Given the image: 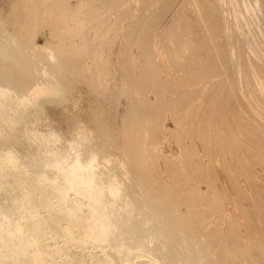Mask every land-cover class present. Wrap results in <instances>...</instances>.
<instances>
[{"label": "bare ground", "instance_id": "bare-ground-1", "mask_svg": "<svg viewBox=\"0 0 264 264\" xmlns=\"http://www.w3.org/2000/svg\"><path fill=\"white\" fill-rule=\"evenodd\" d=\"M125 1L110 0L111 7H121ZM164 1L160 5L166 8ZM158 2L140 0L142 7ZM106 3L12 0L8 11L0 9V264H264V201L263 205L254 202L251 194L256 189L263 199L264 186H254L251 180L250 192L236 170L240 166L253 173L244 154L254 144L246 146L244 130L238 129L236 111L241 108L231 102L230 81L225 85L222 77L219 83L217 78L210 81L221 76L224 66L220 64L226 63L214 55L220 50L214 46L213 54L204 31L197 30L194 41L192 23L191 29H181L193 20L183 3L170 25L160 31V38L148 24L160 7V11L149 9L152 14L132 15L127 8L110 16L102 12ZM129 17L133 22L125 27ZM204 23L207 27L205 19ZM46 27L51 40L47 38L42 46L37 37ZM227 33L232 37V31ZM248 63L243 67L249 74ZM168 66L183 73L174 76ZM119 68L124 72L122 81L116 72ZM228 72L226 77H231ZM147 79L156 98L147 95ZM237 84H231L235 93ZM82 97L88 100L84 98L89 122L77 117L81 114L74 115L71 137L47 124L48 117L43 121L39 116L46 102L68 101L75 106ZM250 108L257 118L264 117V111ZM244 112L242 116L248 118ZM169 114L176 124L187 126L165 128L162 122ZM164 130L181 148L178 154L156 149L162 141L158 134ZM196 138L201 139L203 152ZM257 149L253 159L264 168V147ZM219 167L234 190V206L224 228L209 219L220 206L221 188L210 185L220 177ZM201 182L209 184L210 191ZM222 184L227 195L230 190ZM256 216H260L257 221Z\"/></svg>", "mask_w": 264, "mask_h": 264}, {"label": "rangeland", "instance_id": "rangeland-1", "mask_svg": "<svg viewBox=\"0 0 264 264\" xmlns=\"http://www.w3.org/2000/svg\"><path fill=\"white\" fill-rule=\"evenodd\" d=\"M73 1H75V0H73ZM161 1H164V0H161ZM166 1V0H165ZM164 1V2H165ZM171 1V2H170ZM175 1V0H174ZM174 1L173 0H167L166 2L169 4V6H170V9H169V7H168V4H167V7L166 8H164L162 5H160V0H159V2L158 3H155V5H150V6H145V7H142L141 6V3H140V0H126L125 2H124V5L123 6H121V7H118V8H112L111 7V2H110V0H108V3H106L105 4V7L102 9V12L104 13V14H109L110 16H114V15H117L118 14V12H122V11H124V10H126L127 8H128V11H130L131 12V14L132 15H143L142 14V12L143 13H147L148 12V14H152L151 12L152 11H160V8L162 9L160 12H153V15H155V19L153 20V21H148V24H150V27L151 28H155L156 30L154 31L155 32V35H156V37L157 38H160L159 36H160V31L162 30V28L163 27H167V25H170L169 23H170V21H171V19H172V15L175 13V11L176 10H179V9H181V5H182V3H183V6H185L186 8L185 9H187V10H189V11H187L188 13H192V17H193V20L192 19H190V24H189V26H182L181 27V29L182 28H185V30H188V29H191V27L190 26H192V24H193V29H191L192 31H194V29L196 30V33H191L190 35H193L192 37L193 38H196V40H194V41H197V39H198V36H199V32L197 33V30L198 31H201L202 32V34H203V31H204V33L206 34V35H204L205 37H204V39H206V41H207V38H208V41H209V43L208 42H206L208 45H209V47L210 46H212V52H213V54H214V50L215 49H217L216 51H218V50H220L221 51V48H222V51L220 52V51H218V55H216L217 54V52H216V54H214L215 55V57L217 56V58H218V56H220L219 58H218V60L219 59H221V61H223L224 62V60H225V62L226 63H222V62H220V63H222V64H220V66H221V68H222V65L224 66L222 69H223V72H221V76H215V77H211V82L212 83H214V81H215V79L217 78V79H219V80H217L216 79V81H217V83H219L220 81H221V77L222 78H224L223 79V81H224V85L225 84H227L229 81L230 82H232L231 84H232V86H234V84H237L238 82V84H237V87L238 88H236V93L238 94V95H236V93H235V91L233 90V88H232V86H231V84H230V82L228 83L230 86H228V88L229 89H231V90H229L228 89V91L230 92L231 91V96H233V97H231V102L233 103V104H235V102H237L236 104H238V105H236V107L237 106H239V107H237V108H239L240 109V111H239V113H238V111H236L237 112V118H238V120H237V118H236V121H237V123L239 124H237L238 125V129H240L241 131L242 130H244V131H242L241 132V134L246 138V140H245V142L244 143H246L245 145L246 146H250V145H248V144H251V145H253V149H251L250 150V152L248 151H246L247 152V154L245 153H243L244 154V158H245V160H246V162L250 165V168H251V171L253 172L251 175L250 174H248L247 172H245V169L243 170V169H240L239 167L240 166H238L237 167V173H238V177H239V179H240V181H241V184H243L244 186L246 185V187L250 190L251 189V186H250V181L251 180H253V183L255 184H253L254 186H259V187H263L264 186V176H262V175H264V168H263V165H262V163L261 164H259V163H257V161L255 162V159H253L254 158V155L255 154H257L258 153V146L259 145H261V146H263L264 147V117H260V119L259 118H257V116L255 115V114H252L251 113V108L250 107H252V109H254V110H262V111H264V73L263 74H261L262 75V77H261V75L259 74V70H260V67H262V66H260V65H262L263 64V68H261V70H263L264 69V20L262 19V18H264V14H259V13H264V0H218V1H216V0H196V3H198V5L195 3V5H194V3L193 2H195V0H193V1H191V0H176L177 2H175L174 3ZM188 1H189V3H188ZM192 3H191V2ZM210 2V4H209V2ZM211 1H213L212 3H211ZM220 1V3L218 4V2ZM228 1V2H227ZM248 1V2H247ZM257 1V2H256ZM129 2V3H128ZM185 2H186V4H185ZM207 2V3H206ZM240 4H239V3ZM251 2H252V4H251ZM253 2H254V4H253ZM258 2H260V3H258ZM11 3H12V0H0V9H3L4 11H8L9 9H10V5H11ZM179 3H181V5L179 4ZM202 3V4H201ZM215 3H217L216 5H215ZM223 3V4H222ZM247 3V4H246ZM140 4V5H139ZM174 4V5H173ZM177 4V5H176ZM188 4H190V7H189V5ZM193 4V5H192ZM201 4V5H200ZM212 4H213V7H212ZM230 4V5H229ZM249 4V7L247 6ZM257 4V5H256ZM259 4V5H258ZM261 4V5H260ZM158 5V7H156ZM179 5H180V7H179ZM202 5H203V7H202ZM205 5V6H204ZM206 5H207V7H206ZM221 5V6H220ZM229 5V6H228ZM253 5V6H252ZM155 6V7H154ZM162 6V7H161ZM182 6V7H183ZM189 8H188V7ZM193 6V7H192ZM194 6H198V7H200L201 6V8L200 9H198V7H197V10H195L194 11V8L196 9V7H194ZM241 6V7H240ZM257 6H258V9H257ZM260 6V7H259ZM141 7V8H140ZM160 7V8H159ZM171 7H172V9H171ZM179 7V8H178ZM215 7H217V9L215 8ZM219 7V8H218ZM222 7V8H221ZM227 7V8H226ZM229 7V8H228ZM130 8V9H129ZM146 9L145 11H143L144 9ZM163 8L165 9V10H163ZM202 8H204L203 10H202ZM211 8H212V10H213V12H212V10H211ZM260 8H262L261 10H259ZM106 9V10H105ZM148 9V10H147ZM149 9H151L150 11H149ZM154 9V10H153ZM182 9H184V7L182 8ZM191 9V10H190ZM253 9V10H252ZM109 10V11H108ZM169 10V11H168ZM198 10H200L199 12H197ZM215 10V11H214ZM255 10V11H254ZM258 10V11H257ZM142 11V12H141ZM206 11V12H205ZM224 11V12H223ZM262 11V12H261ZM162 12V13H161ZM168 12V13H167ZM196 12V13H195ZM204 12V13H203ZM218 12L220 13V14H218ZM256 12L259 14H256ZM141 13V14H140ZM163 13H164V17L162 16L163 15ZM166 13V14H165ZM190 13V14H191ZM199 13V14H198ZM203 13V14H202ZM211 13H213V14H211ZM252 13V14H251ZM160 14V15H159ZM200 14H202V16H203V18L205 19V22L206 23H208V24H206V26L207 27H205V26H203V24L202 23H204V19L203 20H201L202 18H200V17H202V16H198V15H200ZM210 14V15H209ZM216 14V15H215ZM224 14V15H223ZM247 14V15H246ZM250 14V15H249ZM205 15V16H204ZM213 15V16H212ZM217 15H218V17H217ZM249 15V16H248ZM53 16V14L51 15V17ZM158 16V17H157ZM197 16V17H196ZM209 18H208V17ZM222 16V17H221ZM254 16V17H253ZM157 17V18H156ZM161 17H163V18H161ZM199 17V18H198ZM207 17V18H206ZM217 19H216V18ZM254 19H253V18ZM260 19H259V18ZM262 17V18H261ZM220 18V19H219ZM224 20H223V19ZM231 18V19H230ZM246 18V19H245ZM252 18V19H251ZM256 18V19H255ZM92 19H94V17L92 18ZM157 19V20H156ZM208 19V20H207ZM213 19H214V22H213ZM226 19V20H225ZM161 20V21H160ZM255 20V21H254ZM260 20V21H259ZM158 21V22H157ZM191 21H193V22H191ZM199 21V22H198ZM209 21H211V22H209ZM226 21L228 22V24L229 23H231V24H227L226 23ZM252 21V22H251ZM257 21V22H256ZM129 22H133V18L132 17H129L125 22H124V26L125 27H127L128 25H129ZM154 22V23H153ZM221 22H222V24H221ZM263 22V23H262ZM159 23V24H158ZM192 23V24H191ZM210 23V24H209ZM236 23V24H235ZM154 24H156L157 26L155 27V25ZM205 24V23H204ZM259 24H260V26H259ZM211 25H213V26H210ZM215 25V26H214ZM228 26V27H226V26ZM254 25V26H253ZM103 26H107V22H105L104 24H103ZM202 26V27H201ZM218 26V27H217ZM222 26V27H221ZM258 26V27H257ZM204 27V28H203ZM221 27V28H220ZM254 27H256V28H254ZM207 28H209L208 30H206ZM211 28H213L214 29V31H216L215 33H213L214 31H213V29H211ZM229 28V29H228ZM234 28V29H233ZM201 29H203V30H201ZM211 29V30H210ZM223 29V30H222ZM227 29V30H226ZM258 29V30H257ZM261 30V31H260ZM45 31V32H44ZM205 31H209L208 33L207 32H205ZM225 31H226V33H225ZM228 31H232L233 32V35H232V37L231 36H229V33H227ZM244 33H243V32ZM256 31V32H255ZM260 31V32H259ZM241 32V33H240ZM45 33V34H44ZM217 33V34H216ZM222 33H225V34H222ZM40 34V35H39ZM39 34H38V37H37V39H38V42H39V44H41L42 46H45V44H46V42H47V40L48 39H50V37H49V29L46 27L45 29H43V30H41V32H39ZM48 34V35H47ZM196 34H197V36H196ZM208 34H209V36L211 35V37H212V34H213V36L215 37L216 36V38H212V40L214 39V41L215 42H219L218 44L219 45H217L216 46V43L214 42V41H210V39H211V37H209L208 36ZM216 34V35H215ZM220 35V36H217V35ZM228 34V35H227ZM255 35V36H254ZM257 35V36H256ZM206 36H208V37H206ZM191 37V36H190ZM217 37H218V40L216 41L215 39H217ZM231 37V38H230ZM239 37V38H238ZM48 38V39H47ZM210 38V39H209ZM260 38H262V39H260ZM167 39H169V38H167ZM246 39V40H245ZM51 40V39H50ZM77 40L80 42V39L79 38H77ZM220 40V41H219ZM262 40V41H261ZM246 41V42H245ZM212 42L213 43H215V44H212ZM223 44H222V43ZM224 42H225V44H224ZM237 42V43H236ZM248 42V43H247ZM119 43H120V41L118 42V44H117V46L119 45ZM44 44V45H43ZM228 44V45H227ZM230 44V45H229ZM234 44H235V47H233L232 48V46H234ZM240 44V45H239ZM226 45V46H225ZM232 45V46H231ZM238 45V46H237ZM244 47H243V46ZM215 46V47H214ZM219 46L221 47V48H219ZM230 46V47H229ZM241 48H240V47ZM215 49H214V48ZM227 47V48H226ZM235 48V49H234ZM240 48V49H239ZM246 48V53H242V50L243 49H245ZM262 48V49H261ZM214 49V50H213ZM224 49V50H223ZM227 49H228V51L229 52H231V53H229L228 51H227ZM230 49V50H229ZM233 49V50H232ZM234 50L236 51V53L237 54H233V52H234ZM137 51V50H136ZM226 51V52H225ZM237 51H239V53L237 52ZM249 51V52H248ZM204 52V51H203ZM222 52H223V54H222ZM242 54H241V53ZM229 53V54H228ZM220 54V55H219ZM221 54H222V56H221ZM231 54V55H230ZM247 54V55H246ZM177 55V57L178 58H180L179 57V55L178 54H176ZM230 56V57H229ZM232 56V57H231ZM238 56V57H237ZM241 56V57H240ZM246 56V57H245ZM160 57H161V59L162 58H164V60L167 62V59H166V56H165V54H161L160 55ZM240 57V58H239ZM226 58H227V60H226ZM229 58V59H228ZM230 58H233V59H231L230 60ZM250 58V59H249ZM223 59V60H222ZM248 59V60H247ZM197 60V59H196ZM244 60V61H243ZM247 60V61H246ZM252 60V61H251ZM142 61H144V60H142ZM198 61V60H197ZM229 63H228V62ZM251 62V63H248V65H249V74L247 73V71L245 72V69H244V62ZM259 61L260 62H262L260 65H258L259 64ZM240 62V64L238 65V63ZM234 63L236 64V66L235 67H237V66H239V69H238V67L237 68H235L234 67ZM258 63V64H257ZM226 64V65H225ZM231 64V65H230ZM257 65V66H256ZM228 66H230L229 68H228ZM252 66V67H251ZM256 67V68H255ZM243 68V69H242ZM168 69H169V71L174 75V76H178L179 74H181V73H183L182 72V70L181 71H179V70H177V69H175V68H173V67H171L170 66V68H169V66H168ZM251 69V70H250ZM253 69V70H252ZM177 70V71H176ZM233 70H236V74H234V71L232 72ZM243 70H244V73H243ZM227 71V72H226ZM228 71H230V75H231V77L230 76H227L228 78H230V80L229 79H226L227 77H226V75H229V72ZM242 71V72H241ZM258 71V72H257ZM116 72H117V74L119 75V78H120V80L122 81L123 80V78H122V75H124V72H123V70L122 69H117L116 70ZM227 74H226V73ZM238 72V73H237ZM263 72H264V70H263ZM122 74V75H121ZM225 74V75H224ZM232 74H233V76H232ZM237 74L239 75L238 77H237ZM246 74V75H245ZM250 76H248V75ZM162 75H163V77L166 75V73H162ZM224 75V76H223ZM180 76V75H179ZM252 76V77H251ZM166 77V76H165ZM219 77V78H218ZM235 77V78H234ZM244 77V78H243ZM231 78H233V79H231ZM236 78H237V80H236ZM246 78H247V80H246ZM210 79V78H209ZM209 79H208V81H209ZM239 79V80H238ZM251 79V80H250ZM214 80V81H213ZM228 82H227V81ZM244 80V81H243ZM209 81V82H210ZM145 82H146V85H148L149 86V90H148V92H147V95L149 96V97H151V98H156V96H155V93L153 92V90H152V88H153V85H152V83H151V81H149L148 79L147 80H145ZM148 82V83H147ZM226 82V83H225ZM244 82V83H243ZM244 84V85H243ZM152 86V87H151ZM245 88H244V87ZM249 87V88H248ZM151 88V89H150ZM238 89V90H237ZM245 89V90H244ZM248 89V91H246ZM248 92V93H247ZM168 94V93H167ZM238 96V97H237ZM242 96V97H241ZM249 96V97H248ZM201 97H203L202 95L200 96V98ZM235 97V98H234ZM239 97H240V99L241 100H239ZM259 97V98H258ZM262 97V98H261ZM78 98V97H77ZM83 99H81V100H79L78 101V105L76 104L75 106H72V105H74V104H72V103H69L68 101H59V100H54L53 102H46L45 103V106H44V111H43V113L42 114H39V116H43L42 118H43V121H44V119H45V117H48L47 118V121L48 122H46L47 124L48 123H52L53 125H55V126H53L54 128H56V129H59V130H62L63 131V133L66 135V136H68V137H71V131L69 130V129H72L73 128V125L71 126V125H69V124H74L73 123V116L74 115H76L77 116V114L78 115H82V117H81V115L80 116H77V117H79L81 120L83 119V121L84 122H86V123H88L89 122V120H87L89 117H88V114H87V109H85V108H87V107H85L87 104H86V101H87V103H88V100H87V97L85 98V97H82ZM86 99V101H85V99ZM232 98H234L233 99V101H232ZM80 99V98H79ZM260 99V100H259ZM236 100V101H235ZM237 100H239V102L237 101ZM245 100V101H244ZM241 101H243L242 103L243 104H240V102ZM261 101H262V103H261ZM82 103V104H80L79 105V103ZM68 103V104H67ZM51 105V106H49V105ZM55 105V106H53V105ZM85 104V105H84ZM245 104V105H244ZM247 104V105H246ZM63 105H64V109H61V108H63ZM57 106V107H56ZM60 106V107H59ZM71 107V109H70V107ZM77 106H78V108H77ZM244 106V107H243ZM248 106V107H247ZM49 107V108H48ZM58 107H59V109H58ZM79 107H81V108H79ZM243 107V108H242ZM250 108L249 110H247L246 108ZM48 108V109H47ZM50 108H53V109H50ZM236 108V109H237ZM62 110V112H61V110ZM68 109V110H67ZM73 109V110H72ZM76 109H78V111L76 110ZM123 109V107L121 108V110ZM239 109H237V110H239ZM51 110H52V113H51ZM58 110V111H57ZM70 110V111H69ZM72 110V111H71ZM80 110V111H79ZM86 110V111H85ZM247 112H246V111ZM41 111V110H40ZM241 111H245L244 113H245V115L246 116H248V118L247 117H245L244 116V114H243V116L245 117V118H247V120L242 116V114L241 113H243V112H241ZM44 112H46V113H44ZM58 113V115L56 114V113ZM73 112V113H72ZM77 112V113H76ZM241 112V113H240ZM76 113V114H75ZM248 113H250L251 114V116H249L250 114H248ZM45 114V115H44ZM50 116H48V115ZM67 114V115H66ZM87 114V115H86ZM239 114V115H238ZM47 115V116H46ZM56 115V116H55ZM62 115V116H61ZM65 117H64V116ZM72 115V116H71ZM241 115V117H239ZM254 115H255V117H254ZM57 116H59V117H57ZM250 117V118H249ZM57 118V119H56ZM59 118H62V120L61 119H59ZM65 120H64V119ZM67 118H69V120L67 119ZM173 117L171 116V114H169V116L167 117V119H165L163 122L161 121V118L159 119L158 118V122H162V124L165 126V128H167V127H173V128H175V129H181V127H183V129L187 126L186 124V126L184 125V126H182L181 124L179 125V124H176L175 123V121H174V119H172ZM244 120H242V119ZM48 119H50V120H48ZM59 119V120H58ZM255 119H258V120H256L255 122H257V124L259 123V120H260V122L263 124V126H262V129H261V126H260V130H259V125L261 124V123H259L258 125L257 124H255V122H253ZM61 120V122H58V121H60ZM72 120V121H71ZM251 120V121H250ZM253 120V121H252ZM51 121V122H50ZM68 121V122H67ZM71 121V122H70ZM239 121V122H238ZM243 123H242V122ZM246 121V122H245ZM253 122L254 123V126H253V123H250V122ZM70 122V123H69ZM246 124H245V123ZM59 123H61V124H59ZM242 123V124H241ZM248 123H250V124H248ZM63 124V125H62ZM65 124V125H64ZM243 124H245V125H243ZM61 125H62V127H61ZM251 125V126H250ZM255 125H257V126H255ZM154 126V125H153ZM240 126V127H239ZM242 126H244V127H242ZM66 127V128H65ZM70 127V128H69ZM155 127H156V124H155ZM242 127V128H241ZM248 127H250V128H248ZM255 127H257L258 128V130H257V128H255ZM247 130H246V129ZM252 128V129H251ZM249 129H250V131H249ZM256 129V130H255ZM245 130H246V132H250V134H248V133H246L245 132ZM255 130V132H253V131ZM262 130V131H261ZM67 131V132H66ZM247 134V135H244V134ZM68 134V135H67ZM256 134V135H255ZM260 134H263V135H260ZM159 135V137L162 139V141L161 142H159L155 147H156V149L160 152V153H162V152H165V153H174V154H178L179 153V151H180V147H179V145L174 141V137L173 136H170V134L168 133V130H164L163 132H161V133H159L158 134ZM172 135V134H171ZM255 135V136H254ZM260 137H258V136ZM162 136H165V138H162ZM95 137H98V136H95ZM257 137V138H256ZM263 137V138H262ZM169 138V139H168ZM255 140H254V139ZM249 139V140H248ZM256 139H258V140H256ZM262 140V142H260ZM169 141V142H168ZM199 141H201V139L199 140V138H196V143H197V146L202 150V147H203V143L202 142H199ZM254 141H258V142H255L254 143ZM201 143V144H200ZM259 144V145H258ZM100 146L102 147L103 145L102 144H100ZM255 147V148H254ZM257 147V148H256ZM104 148V147H103ZM204 151V147H203V150L201 151V152H203ZM253 151V152H252ZM113 152H115L116 154H119L118 153V151L115 149V148H113ZM256 152V153H255ZM205 153V152H204ZM203 153V154H204ZM251 153V154H250ZM248 154H250V156L248 155ZM251 157V158H249V157ZM256 156V155H255ZM203 157H204V159H206L207 160V156H205V155H203ZM250 160H249V159ZM252 160V161H251ZM162 163V167L164 168V169H166L165 167V164L163 163V162H161ZM109 167H110V165H109ZM254 167V168H253ZM240 169V170H239ZM219 175H220V177L216 180V181H214L215 179L214 178H212V179H214L213 180V183L212 184H210V185H213V186H217V187H220L221 188V191H220V194H219V203H218V206H219V209L217 210V211H214L213 213H212V215L210 216V220L211 221H218V222H221V224L223 225V228H224V226H226L227 224H228V217H229V211L231 210V209H233V198H234V190H233V188H232V186H231V184L229 183V181L227 180L228 178H227V176H226V174L223 172V170H221L220 169V167H219ZM244 171L242 174H244V176H245V174L247 175V176H243L242 174H241V172L242 171ZM257 170V171H256ZM112 171V170H111ZM253 175V176H252ZM249 176H250V178H249ZM147 177H149V176H147ZM166 177V176H165ZM166 178H168V177H166ZM247 180H246V179ZM256 178V179H255ZM250 179V180H249ZM258 179V180H257ZM222 181V182H221ZM223 181H224V183H225V185L228 187V189L230 190L229 191V193L227 194L230 198L229 199H231V200H228V201H230V202H228L227 201V195H225V194H223L224 192L222 191L223 190ZM248 181V182H247ZM207 182V181H206ZM206 182H201L200 184H201V187L203 188V189H206V191H210V189L211 188H209L207 185H209V184H207ZM250 182V183H249ZM256 182V183H255ZM210 183V182H209ZM216 183H217V185H216ZM249 183V184H248ZM121 184H123V182H121ZM260 184H261V186H260ZM124 186H126V187H129L130 186V184H126V183H124L123 184ZM129 185V186H128ZM209 189H208V188ZM264 188V187H263ZM256 189H252V199H253V201L254 202H256V203H260V204H262L263 205V202H262V200L264 201V198L263 199H260L261 197L260 196H258V194H256ZM250 192H251V190H250ZM254 196V197H253ZM224 197V198H223ZM255 197H258L257 199L255 198ZM223 200H222V199ZM236 199V198H235ZM227 201V202H226ZM259 201V202H258ZM220 202H221V204H220ZM224 203V204H223ZM225 203H226V205H225ZM225 205V206H224ZM227 206H228V208H227ZM221 208V209H220ZM263 212H264V205H263ZM225 210V212H224V210ZM221 210H223V211H221ZM228 210V211H227ZM225 213V215L224 214H222V213ZM220 214H221V218H219L220 217ZM222 215H224V216H222ZM214 217V218H213ZM258 219H257V218ZM255 217V220L257 221V220H259V218H260V216H256ZM211 218H213V219H211ZM225 218V219H224ZM219 219V220H218ZM226 229V228H225ZM225 229H223V231L225 230ZM254 251H256V250H254ZM255 254H256V256H258L259 254L261 255V253H258L257 251L256 252H254ZM214 254H216V253H214ZM217 256V255H216ZM245 264H249V262H246Z\"/></svg>", "mask_w": 264, "mask_h": 264}]
</instances>
